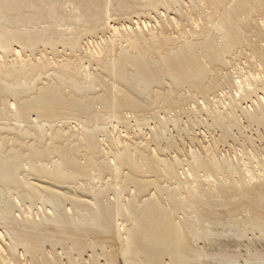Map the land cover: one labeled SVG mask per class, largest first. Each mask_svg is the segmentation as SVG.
Here are the masks:
<instances>
[{
	"label": "bare ground",
	"instance_id": "obj_1",
	"mask_svg": "<svg viewBox=\"0 0 264 264\" xmlns=\"http://www.w3.org/2000/svg\"><path fill=\"white\" fill-rule=\"evenodd\" d=\"M0 264H264V0H0Z\"/></svg>",
	"mask_w": 264,
	"mask_h": 264
}]
</instances>
